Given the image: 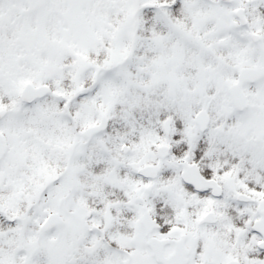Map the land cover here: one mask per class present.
Wrapping results in <instances>:
<instances>
[{
	"label": "snow or ice",
	"instance_id": "obj_1",
	"mask_svg": "<svg viewBox=\"0 0 264 264\" xmlns=\"http://www.w3.org/2000/svg\"><path fill=\"white\" fill-rule=\"evenodd\" d=\"M0 264H264V0H0Z\"/></svg>",
	"mask_w": 264,
	"mask_h": 264
}]
</instances>
